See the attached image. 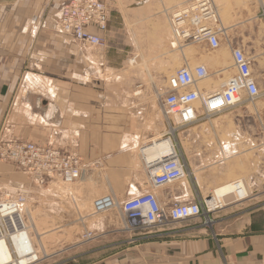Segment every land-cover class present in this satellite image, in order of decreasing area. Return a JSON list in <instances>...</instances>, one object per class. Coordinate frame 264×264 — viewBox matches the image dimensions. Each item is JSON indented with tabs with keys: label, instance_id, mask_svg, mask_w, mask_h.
Masks as SVG:
<instances>
[{
	"label": "crops",
	"instance_id": "1",
	"mask_svg": "<svg viewBox=\"0 0 264 264\" xmlns=\"http://www.w3.org/2000/svg\"><path fill=\"white\" fill-rule=\"evenodd\" d=\"M68 1L0 0V136L76 151L88 173H101L94 180L81 179L84 198L93 201L111 193L125 200L146 188L147 173L137 153L145 139L158 130L165 132V122L149 93L135 94L138 83L145 85L142 76L131 71L129 78L135 82L125 86L126 70L116 60L124 52L116 48L122 31L110 8L108 45L86 47L59 28L61 6ZM144 1L143 8L169 4ZM133 11L124 9L127 19L131 14L135 35L140 12ZM255 17L264 25L263 13ZM236 18L228 28L246 33L247 15L239 11ZM197 47L194 61L209 71L201 83L219 87L234 73L231 59L218 61L216 51ZM88 49L96 60L88 56ZM3 169L9 178L15 171L32 178L0 161V177ZM193 191L192 183L183 182L157 193L169 205L182 198L192 200ZM253 192L252 199L230 202L211 213L212 226L202 216L133 230L119 209L89 213L80 223L83 232H94V238L82 237L58 254H67L64 264H264V180Z\"/></svg>",
	"mask_w": 264,
	"mask_h": 264
},
{
	"label": "built area",
	"instance_id": "2",
	"mask_svg": "<svg viewBox=\"0 0 264 264\" xmlns=\"http://www.w3.org/2000/svg\"><path fill=\"white\" fill-rule=\"evenodd\" d=\"M59 14V28L63 33L86 47L106 48L110 18L106 0H69L61 6ZM169 24L172 29L171 46L174 49L190 44L216 51L226 39V28L221 24L215 0H189L174 10L169 17ZM229 46L234 73L227 75L219 87L201 83L209 78L208 68L204 64L181 66L166 77L163 85L152 83V93L159 111L168 122L167 138H172L173 119L179 126H192L203 119L225 114L247 100L254 101L261 97L253 67L255 56L242 45L229 43ZM138 87L143 91L145 85L138 83ZM141 91L135 94H141ZM0 161L27 171L41 186L50 187L52 183L60 182L65 187L71 186L88 175V167L76 151L27 139H5L0 136ZM144 170L147 173L145 189L125 200H119L111 193L98 196L92 201L93 214L119 209L131 220L133 230L165 226L169 222H183L202 216L206 217L205 223L212 226L211 213L228 204L216 198L214 191L209 198L198 192L193 194L192 200L182 198L169 205L160 201L158 189L193 178L197 182L189 162L175 144L166 154L153 161L145 160ZM230 184L233 190L222 197L230 195V202L252 199L255 192L244 178L230 181ZM28 199L26 190L16 193L0 191V241L6 242L16 255L24 247L17 237L30 234L28 264H37L41 259L40 251L34 243V235L30 232L22 209ZM80 218L83 221L85 217ZM94 236L90 230L82 234L85 240H91ZM48 256L46 254L45 257Z\"/></svg>",
	"mask_w": 264,
	"mask_h": 264
},
{
	"label": "rangeland",
	"instance_id": "3",
	"mask_svg": "<svg viewBox=\"0 0 264 264\" xmlns=\"http://www.w3.org/2000/svg\"><path fill=\"white\" fill-rule=\"evenodd\" d=\"M167 1L168 5L146 8H143L146 2L144 0H111L112 3L109 4L115 26L122 31L120 41L116 40V48L124 52L121 58L116 60L124 67L123 70H126L125 74H122V78H126L123 80L126 81L125 86L129 85V81H134V78H129L131 71L137 73V77L142 76L145 90L141 91L137 84L134 92L140 90V97L149 93L156 105L157 100L152 93L153 82L159 86L163 85L166 77L174 74L181 66L188 64L194 67L198 64V61H194L197 45L189 44L179 49L171 46L172 29L169 17L178 6L189 0ZM174 3L177 5H173ZM215 3L220 12L221 24L226 27L237 20V12L247 15L248 31L239 33L227 28L226 39L224 38L222 47L216 50L215 54L221 62L232 59L229 43L235 46L243 45L248 53L253 54V67L260 81L261 97L254 101L247 100L225 114L203 119L192 126H179L172 120L174 131L171 139L189 162L196 179L198 178L197 182L199 181L197 183L193 178L186 182L194 185L193 194L200 192L204 196L210 195L217 186L227 181L244 178L253 190L264 180V25L259 17H255L257 13H263L264 18V0H215ZM132 8L140 12L135 25V35L134 27L131 26V14L129 20L124 12L125 9L130 13ZM227 39L229 41H226ZM87 53L91 59L96 60L89 49ZM136 56L138 63L132 66L130 60ZM161 115L166 123L163 127L169 130L168 122L163 113ZM166 130L163 133L158 130L151 138L145 139L142 148L150 145L154 138H167L169 134L167 131L166 136ZM230 141L235 143L229 145ZM235 152L241 155L238 159L226 157ZM137 154V160L143 164L142 170L145 172V159L141 150ZM6 171L7 169H3L4 177H0L2 193H16L22 190L29 193V199L22 209L30 232L34 235V243L40 251L41 259L37 264H64L62 262L67 258V254L58 253L62 247L66 249L68 244L82 238L84 232L80 217L93 213L92 201L84 198V189L79 187L82 186L79 185L82 180L71 186L65 187L60 182L52 183L48 187L41 186L33 177L19 171H15L11 175L12 178H9ZM88 174L84 180H94L95 176L101 173ZM46 254L49 256L45 257ZM13 259L18 264L27 262L26 256Z\"/></svg>",
	"mask_w": 264,
	"mask_h": 264
},
{
	"label": "bare ground",
	"instance_id": "4",
	"mask_svg": "<svg viewBox=\"0 0 264 264\" xmlns=\"http://www.w3.org/2000/svg\"><path fill=\"white\" fill-rule=\"evenodd\" d=\"M226 31L227 28L226 27ZM183 49V48H182ZM221 60V59H220ZM136 63H138L137 57L136 59H131L130 60V64L132 66H134ZM224 70V69H223ZM221 85V84H220ZM174 131V129H173ZM231 144H234L235 142H229ZM174 145V142L172 141V139L170 137L166 138H154L151 142L150 145L145 146L144 148L140 149L141 153H142V157L146 160V161H153V159L157 158L158 156H161L163 154H166L167 151H169ZM240 153L235 152L233 154H230L229 156H226L227 158H234V159H238V157H240ZM198 180V178H197ZM199 183V181H198ZM200 185V184H199ZM55 187V186H54ZM58 188H60V186H58ZM233 190V185L230 184V181H227L219 186H217L214 189V196L218 199H221L223 201V203H229L232 199V197L230 195H227V197H222L224 196V194H227V192ZM17 239H19L20 241L23 242L24 247L23 249L18 253V254H14V252L12 251V249H10V247L8 246V244L6 242L0 241V264H18L15 262L16 257H20V256H26L27 257V262L25 264H28V259L29 257L27 255H29L30 251H31V236L30 234L26 233L22 236H18ZM8 259V260H7ZM21 264V263H20Z\"/></svg>",
	"mask_w": 264,
	"mask_h": 264
},
{
	"label": "water",
	"instance_id": "5",
	"mask_svg": "<svg viewBox=\"0 0 264 264\" xmlns=\"http://www.w3.org/2000/svg\"><path fill=\"white\" fill-rule=\"evenodd\" d=\"M207 197L209 198V197H210V195H207Z\"/></svg>",
	"mask_w": 264,
	"mask_h": 264
}]
</instances>
